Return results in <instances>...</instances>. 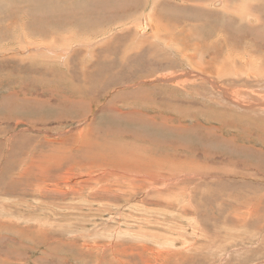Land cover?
<instances>
[{
	"label": "rangeland",
	"instance_id": "374dc122",
	"mask_svg": "<svg viewBox=\"0 0 264 264\" xmlns=\"http://www.w3.org/2000/svg\"><path fill=\"white\" fill-rule=\"evenodd\" d=\"M241 1L0 0V264H264V0Z\"/></svg>",
	"mask_w": 264,
	"mask_h": 264
},
{
	"label": "bare ground",
	"instance_id": "6f19581e",
	"mask_svg": "<svg viewBox=\"0 0 264 264\" xmlns=\"http://www.w3.org/2000/svg\"><path fill=\"white\" fill-rule=\"evenodd\" d=\"M20 1V0H19ZM185 1V0H184ZM188 1V0H187ZM191 1V0H190ZM225 2H226V4L228 3V1L230 2V10H232V9H234V8H236V7H234V6H232V4H233V0H224ZM242 1H244V0H242ZM242 1H241V3H242ZM252 1V0H251ZM191 3V2H190ZM193 3V2H192ZM187 4V3H186ZM210 4V3H209ZM182 5H184V4H182ZM182 5H180V6H182ZM190 5V4H189ZM162 6V5H161ZM179 6V7H180ZM185 6V5H184ZM187 6V5H186ZM167 7H168V5H167ZM166 7V8H167ZM253 7V6H252ZM182 8V7H181ZM187 10V9H186ZM194 10V9H193ZM193 10H191L192 12H193ZM201 10V9H200ZM200 10H198V11H200ZM149 11V10H148ZM190 13H191V11L190 10H188ZM197 11V10H196ZM194 13H196V12H194ZM235 13V12H234ZM187 14V13H186ZM201 14V13H200ZM142 15H143V17H144V22L143 21H141L142 22V28H143V25L146 23L147 24V26L149 27V31L151 30V28H150V21H149V19H151L150 18V16H149V14H148V16H147V14H146V12L145 13H143L142 12ZM178 15V14H177ZM197 15V14H196ZM258 16H260V14L258 15ZM196 17V16H195ZM197 17H198V15H197ZM202 17V16H201ZM250 17H252V19L250 20V21H256L257 20V18H255V17H253V16H250ZM142 19V18H141ZM199 19V18H198ZM249 19V18H248ZM192 23V22H191ZM261 25H263V23L262 24H260V26ZM172 26V25H171ZM207 26V25H206ZM226 26V25H225ZM205 27V26H204ZM219 27H221V25L219 26L218 25V27L217 28H219ZM223 27H224V25H223ZM222 27V28H223ZM206 28V27H205ZM224 28H227V27H224ZM145 29V28H144ZM207 29H209V30H211L209 27L207 28ZM260 29H262L261 27H260ZM205 30V29H204ZM213 30V29H212ZM220 30V29H219ZM263 30H264V27H263ZM143 30L141 29V32H142ZM218 31V30H217ZM216 31V32H217ZM262 31V30H261ZM146 32V31H145ZM222 33V31H219V32H217L216 33V35H217V37H219L218 35H219V33ZM229 32L230 31H228V33H226V30H224L223 31V39H222V41H225L226 39V35H230L229 34ZM234 32H235V34H237V33H240V32H242V28L240 27V26H237V28L234 30ZM260 32V31H259ZM147 33V32H146ZM191 33V32H190ZM261 33V32H260ZM173 34H174V32H173ZM186 34V33H185ZM264 34V33H263ZM192 35V34H191ZM176 37V36H175ZM181 37V36H180ZM187 37H190V36H187ZM157 38V37H156ZM172 38V37H171ZM177 38H179L178 36H177ZM222 38V37H221ZM176 39V38H175ZM189 39H191V38H189ZM219 39V38H218ZM228 39V38H227ZM182 40V39H181ZM220 40V39H219ZM228 40H226L225 42H227ZM178 42H180V41H178ZM193 42V41H192ZM157 44H158V42H157ZM182 44V43H181ZM189 44V43H188ZM182 45H184V44H182ZM194 44H192V46H193ZM185 46V45H184ZM171 48H173L172 46H171ZM168 49V48H167ZM172 50V49H171ZM180 54V53H179ZM180 56V55H179ZM182 56V55H181ZM186 57V56H185ZM189 62V61H188ZM187 63V62H186ZM201 77V76H200ZM199 78V77H198ZM220 80V79H219ZM67 82V81H66ZM258 82V81H257ZM259 84V83H258ZM264 88V87H263ZM264 90V89H263ZM233 92V91H232ZM209 95V94H208ZM215 97V96H214ZM232 97V96H231ZM234 99V98H233ZM74 103V102H73ZM30 111V110H29ZM156 111V110H155ZM161 111V110H160ZM28 112V111H27ZM23 113V112H22ZM154 117H155V115H154ZM157 117V116H156ZM216 129V128H215ZM215 129L214 130H209V131H206V132H208V133H211V132H215ZM193 134V133H192ZM196 134V133H195ZM207 134V133H206ZM214 134V133H213ZM217 134V133H216ZM204 135V134H203ZM202 135V136H203ZM210 135V134H209ZM218 135V134H217ZM220 135V134H219ZM195 136H197V135H195ZM211 136V135H210ZM214 136V135H213ZM207 137H209V136H207ZM219 137V136H218ZM199 138V137H198ZM217 138V137H216ZM203 139H204V137H203ZM209 139H211V138H209ZM218 139H220V138H217L216 140H218ZM215 140V141H216ZM239 140V139H238ZM199 140H197V142H198ZM210 141V140H209ZM217 142V141H216ZM242 142H245L244 140L242 141ZM201 143V140H200V142H199V144ZM204 142H202V144H203ZM211 143H212V141H211ZM219 143V142H218ZM217 143V144H218ZM247 143V142H246ZM252 143V142H251ZM204 144H206V142L204 143ZM216 144V143H215ZM214 144V145H215ZM221 144H224V143H222L221 142ZM253 144H254V142H253ZM209 145V144H208ZM214 145H212V146H214ZM225 145H226V143H225ZM227 145H229V144H227ZM232 145V144H231ZM215 147V146H214ZM233 147V146H232ZM232 147H230V148H232ZM209 148H210V146H209ZM220 148V147H219ZM222 148H224V147H222ZM232 149H235V146H234V148H232ZM220 150H221V148H220ZM225 150V149H224ZM223 151V150H222ZM263 151V150H262ZM237 195V194H236ZM233 197H235V196H233ZM254 199V198H253ZM256 205V204H255ZM202 208V207H201ZM264 209V208H263ZM203 210V209H202ZM257 211V210H256ZM200 215V214H199ZM244 215V216H243ZM243 217H245V214L243 213ZM247 215V214H246ZM241 216V215H240ZM246 220V219H245ZM209 221V220H208ZM203 229H205V228H203ZM195 230V229H194ZM196 231V230H195ZM256 238V237H255ZM183 241V240H182ZM184 242V241H183ZM183 244V243H182ZM161 249V248H160ZM13 253V252H12Z\"/></svg>",
	"mask_w": 264,
	"mask_h": 264
}]
</instances>
